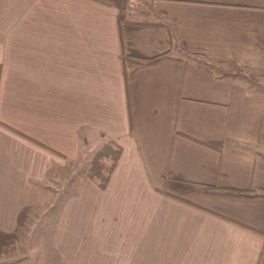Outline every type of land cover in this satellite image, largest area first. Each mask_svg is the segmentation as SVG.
I'll return each mask as SVG.
<instances>
[{
	"label": "crops",
	"instance_id": "crops-1",
	"mask_svg": "<svg viewBox=\"0 0 264 264\" xmlns=\"http://www.w3.org/2000/svg\"><path fill=\"white\" fill-rule=\"evenodd\" d=\"M163 54L125 74L123 55ZM108 141L75 226L29 232L52 263L0 240V264H258L264 199L204 189L264 190V0H0V234Z\"/></svg>",
	"mask_w": 264,
	"mask_h": 264
},
{
	"label": "rangeland",
	"instance_id": "rangeland-1",
	"mask_svg": "<svg viewBox=\"0 0 264 264\" xmlns=\"http://www.w3.org/2000/svg\"><path fill=\"white\" fill-rule=\"evenodd\" d=\"M89 158H91L90 155H88L87 158L86 156L82 155L80 160L74 165L69 164L63 169L56 170L53 168L51 171H49L50 180L48 183L50 184L47 187L52 193L51 199H48V202H39L37 204L24 206L21 208V211L18 215L17 227L13 234H9L8 236H2L0 234V240L7 242L8 248H10V245L15 243L19 247V251L23 252L25 256L33 254V251L38 252L39 250H44V254L47 253L46 256L49 257V259H46L44 263H52L50 261L52 260L49 242L50 234L48 233L44 236H41L39 233L36 235H31L29 232L36 228L35 230H38L39 232H42L43 229H48V232L51 233V231H54L56 227L61 225L60 214L70 215V219L67 220V222L62 223L63 226H75L76 219L79 217L78 214H80V212L74 207L73 204L68 202L69 199L76 193L79 187V181L82 176L87 178L85 177V170L89 163ZM67 203L69 206L65 208ZM134 211L135 214H139L138 208H134ZM134 211L129 212L128 214H134ZM104 215L105 217H108L106 214ZM62 220H64V216ZM108 221L109 218H106V224H104V226L107 225ZM40 236L43 239L37 241L36 238H39ZM37 254H34V258L37 256ZM263 254L264 247L261 251L258 264H261ZM41 258H36V264L43 262V260L41 261ZM23 264H31V262L27 259L23 262Z\"/></svg>",
	"mask_w": 264,
	"mask_h": 264
},
{
	"label": "trees",
	"instance_id": "trees-1",
	"mask_svg": "<svg viewBox=\"0 0 264 264\" xmlns=\"http://www.w3.org/2000/svg\"><path fill=\"white\" fill-rule=\"evenodd\" d=\"M110 2L111 0H105ZM137 16L129 15L126 21L132 23H143V20ZM163 24V23H161ZM168 57V55L163 54L155 56L152 58H138L131 55H123L122 62L124 66L125 74L138 66L154 63L163 58ZM121 155V148L113 142L103 143L97 150L92 154L89 163L85 170V177L97 182L101 189L106 188L110 175L116 166L118 159ZM204 193L211 197L219 198H230V199H264V190L251 188L249 190H235L229 188H216L211 186H206Z\"/></svg>",
	"mask_w": 264,
	"mask_h": 264
},
{
	"label": "built area",
	"instance_id": "built-area-1",
	"mask_svg": "<svg viewBox=\"0 0 264 264\" xmlns=\"http://www.w3.org/2000/svg\"><path fill=\"white\" fill-rule=\"evenodd\" d=\"M261 264H264V254L262 256Z\"/></svg>",
	"mask_w": 264,
	"mask_h": 264
}]
</instances>
